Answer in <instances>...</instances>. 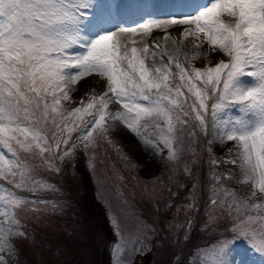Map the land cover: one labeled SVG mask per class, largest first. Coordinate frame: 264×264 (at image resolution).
<instances>
[{"label": "snow or ice", "instance_id": "6c2138e0", "mask_svg": "<svg viewBox=\"0 0 264 264\" xmlns=\"http://www.w3.org/2000/svg\"><path fill=\"white\" fill-rule=\"evenodd\" d=\"M94 6V0H0V144L15 157L14 142L24 153L44 157L52 168L55 160H70L81 145L87 152L94 140L93 133L108 131L105 127L108 117L123 121L139 136L137 123L143 116L154 118L159 142L168 149L167 159L179 160L182 147L174 146L179 139L176 124L186 121L179 114L174 116L173 109L181 107L179 98L184 95L181 88H187L198 101L192 111L206 131L205 117L209 112L206 90L210 85L213 94L220 93L217 102L211 105L213 130L221 142L225 139L239 142V166L243 176L252 181L251 197H256L257 188L264 193V0H209L195 17H174L163 22L149 19L141 24L144 31L167 24L195 25L194 31L184 29V35L203 34L215 54L228 58L227 62L218 60L215 66L190 70L177 60L175 75L180 83L175 88L168 83L172 72L168 64L154 68L152 71L159 75L150 76L143 60H137V49L129 50L121 44L119 35L136 29L120 28L119 33L106 29L94 36L88 34L87 10ZM77 48L85 51L77 52ZM172 60L169 56V64ZM93 72L106 77L108 92L113 97L105 99L108 92H104L95 104L83 105L82 101V106L63 108L61 101L70 99L68 88ZM196 81L204 84L203 90ZM113 98L129 113L134 110L135 117L120 111L107 113ZM226 103L239 105L241 116L224 120L223 129L218 131V122L223 120L218 112ZM94 107L96 110L92 112ZM86 115L93 118L85 120ZM161 119L164 127L157 122ZM45 128L51 131L50 137ZM78 129L80 135L73 140L71 134ZM6 176H19L15 183L18 189L34 190L28 187L33 183L28 165L19 159L13 163L0 153V177ZM217 187L225 198L232 199H212L210 203L235 210L236 231L264 254V204L249 203L222 185ZM0 201L3 209L0 216L4 217L0 220V253L9 254L7 258L0 255V264H10L15 249L12 238L23 235L14 230L19 222L12 209L27 203V198L9 193L0 197ZM117 235L120 241L116 252L123 250L121 244L133 242L131 234L118 224ZM225 255L222 251L214 253L212 264H228Z\"/></svg>", "mask_w": 264, "mask_h": 264}, {"label": "rangeland", "instance_id": "374dc122", "mask_svg": "<svg viewBox=\"0 0 264 264\" xmlns=\"http://www.w3.org/2000/svg\"><path fill=\"white\" fill-rule=\"evenodd\" d=\"M184 2L185 0H137V3H131L132 9L129 13L125 9L119 10L120 0H94L95 6L87 10L86 27L88 34L94 36L95 33H102L106 29L119 30L120 28L110 29L106 26L107 20L111 17L120 20L124 18L126 27L122 28H132L137 24L146 23L145 21L149 19L161 21L162 19L177 18L174 14L168 17L152 16L151 18L146 15L147 13L144 14L145 11L151 12L154 8L160 9V11L175 9L178 12H185L186 9H190L192 14L189 16H193L199 14V10H203V5L209 4V0H192L194 3L187 5ZM125 4L130 5L128 0L125 1ZM146 4H152L153 9H147ZM158 28L154 30L156 31ZM175 33L170 31L164 34L167 36V41L173 51L171 54L173 60L170 64L168 61L169 56H161L163 48L154 40H146L143 43V46L147 45V51L144 47L139 49L136 46L126 47L129 50L133 47L137 49V60H143L145 66L150 70V76L159 75L152 71L154 68H162L168 64L172 69L168 83L173 88L180 83L178 75H175L177 60L189 70L193 67L202 69L205 66H215L220 59L227 62V57H221L211 50L204 36L197 37L191 33L185 36L183 31L178 35ZM153 45H156V47H153ZM76 51L83 53L85 49L77 48ZM138 75L139 72L137 71V78ZM244 79L251 80L248 77H244ZM196 83L198 87L204 89V84L201 81H196ZM160 91L162 92L164 89L162 88ZM181 91L184 93L179 98L181 107L173 109L174 116L179 114L181 119L186 121V123L176 124V135L179 139L174 146L179 145L182 147L179 160L170 161L167 159L168 149L164 147L163 143L159 142V130L155 127L154 118L143 116L137 123L139 136L133 133L123 121L112 120L108 117L105 121V127L108 128V131L106 133H101L100 130L94 132V140L87 152L83 150L81 145L70 160L68 158H65L64 161L55 160V167L52 168L45 162L44 157L39 154L33 157L31 154L24 153L18 146H13L14 149H17L14 157L7 148L2 150L3 145L0 144V153H3L13 163L21 155L20 159L28 165L33 180V183H30L28 187L34 189L27 191L16 188L15 183L19 181V176L15 178L10 176L0 177V197L15 193L27 198V203L12 209L19 222L14 230L23 233V235L12 238L15 249L11 254L10 264H28V259L29 262L34 259V264H73L77 261L69 255L67 249L59 245L58 237L64 234L68 236L69 229H71V233L77 231L78 226L69 228L61 220L69 214L75 213L78 222L82 221L83 215L80 214L81 205L79 204H82L85 200L92 201V209L97 212V215L104 218L107 229L111 233L107 234L108 236L105 235V239L102 240L97 234V224L90 220L93 231L97 234L94 242L103 246L102 254H105L107 264H116L117 260L119 264H135L137 255L143 258L142 253L149 245V241L153 236L152 228L154 227L145 214L151 206L145 207L139 200H151L150 204L153 203L156 206L154 207L155 211L159 210L160 213L164 210L171 214L172 210L169 207L172 206H175L176 209H182L181 212H174L173 221L170 228H168L169 234L171 233L172 237H176L191 210L194 199L193 194L198 189L200 190V187L203 188L202 195L206 200L205 202H207L206 223H222L226 220L223 217L224 213L227 210L231 211L228 218L234 219L232 231L237 241L231 246L218 242L215 246L206 248L204 251H196L193 258L190 259L191 264H212L213 254L221 251L226 253L224 258L228 264H264V254L257 251L249 240L236 231L235 225L238 223V217L235 210L210 203L212 199H232L231 197L225 198L217 187L220 184L216 177L227 170L232 180L228 185L237 197H245V200L249 203L264 204V193H260L258 188L255 189L256 197H251L254 190L252 181L243 176L239 166V142L227 141L226 139L221 142L216 131L213 130L211 105L217 102V96L220 93L213 94L210 85L206 90V103L209 105V112L205 117L207 120V130L205 131L195 119L196 113L192 111V106L194 104L198 106V101L195 96L187 92V88L182 87ZM68 92L70 99L61 101L65 109L70 110L82 106V101L83 105L88 102L95 104L104 92H108L106 77L98 76L94 72L90 75L86 74L76 84L71 85ZM152 94L156 95L155 89H153ZM111 97H113V94L108 92L105 99ZM141 103L147 105L148 102L141 101ZM238 108L239 105L226 103L219 110L218 115L223 117V120L218 122V131L223 129L224 120L232 121L241 116ZM95 110L94 107L91 111L95 112ZM116 111L125 112L129 117H135L134 110L129 113L113 98L106 112L114 114ZM184 112H188V115H183ZM92 118V116H85V120H91ZM157 122L161 127L165 126L162 119ZM45 132L49 137L51 136V131L47 128H45ZM79 135L80 129L71 134L73 140ZM224 152L229 157L222 164H218L217 160L213 158L217 154L220 158ZM44 155L47 156V154ZM205 159V167L209 171L208 173L206 168L202 167ZM211 160H214L215 163L213 161V165L211 164L210 167L209 161ZM233 160L237 162L235 164L231 163ZM139 163L149 167L148 181L143 180V176L137 170ZM84 176L87 178L88 187L85 184ZM8 179L10 180L9 186L6 185ZM35 181H39V183H35ZM198 181H200L199 184ZM202 181L205 182L204 187ZM222 186L229 190V187ZM214 189L217 190L216 195H214ZM134 194H138V196L146 195L147 197L136 198L135 201ZM203 196L197 203L203 200ZM75 203L78 205L76 206ZM0 205H2V201H0ZM73 205L76 206L75 211ZM0 210H3L2 207H0ZM251 214L255 215L256 213L252 212ZM3 219L4 217L0 216V220ZM117 224L126 233H130L133 240L132 243L121 244L123 250L120 252L114 251L117 242L120 241V237L117 235ZM6 226L4 225V227ZM109 236H112L113 239L110 240ZM0 255H4L6 258L9 256L7 251L0 253ZM84 255L86 258H90V255L85 251Z\"/></svg>", "mask_w": 264, "mask_h": 264}, {"label": "trees", "instance_id": "16d2710c", "mask_svg": "<svg viewBox=\"0 0 264 264\" xmlns=\"http://www.w3.org/2000/svg\"><path fill=\"white\" fill-rule=\"evenodd\" d=\"M13 146L16 147L17 145L14 144ZM4 148L5 147L2 146V150H5ZM19 156L21 157V155ZM20 157H18L19 160H21ZM218 157L219 156L217 154L216 157H214L213 159H216V162H218V164H222L223 161L227 159V157H229V155L224 152L221 154L220 158ZM205 161L206 159L202 164V167L204 168H206ZM213 161L214 160L209 161L210 167L213 165ZM137 170L140 171L141 175L144 178L143 180H149L148 166H146L145 164L141 165L139 163ZM206 171L207 173L209 172L207 168ZM229 174L230 173L227 170L224 171L222 174L218 175L220 177L218 181L220 185L229 187V190L232 191L230 186L228 185L230 184V181H232L231 176ZM84 181L86 186L88 187V183H86L87 178L85 176ZM9 183L10 180L8 179L6 185L9 186ZM199 183L200 181H198V184ZM204 184L205 182L202 181L203 187ZM202 193L203 188L200 187V190L198 189L193 194L194 199L190 208L191 210L188 216L186 217V221L182 224L183 226L180 228V231L177 233L178 235L176 237H172L171 233L169 234L168 228H170V224L173 221L174 212H181L182 209L178 208V206V209H176L175 206H172L174 207L173 209L172 207H169L170 210H172L171 214L164 210H162V212L160 213L159 210L155 211L154 207L156 206L153 205V203L150 204L151 200H139V202H142L145 207L151 206L148 210H146L148 212H145V214L146 217L150 219L151 223H153L154 227L152 228L153 236L149 241V245L147 249L144 250L142 253L143 260L136 259L135 264H191L190 259L193 258L196 251H204L206 248H211L215 246V244H217L218 242H223L226 246H231L236 243L237 238H235V234L232 231V222L234 219L228 218L231 211L227 210L224 213L223 217H225L226 220H224L222 223H206L205 217L207 212V202H205L206 200ZM202 196L203 200L197 203V201L202 198ZM142 197L147 196H138V194H134L135 201L136 198L141 199ZM243 199H245V197ZM75 204L76 206L78 205L77 203ZM79 205H81L80 214L83 215L82 221L78 222V219L75 218L77 217L75 213L69 214L67 217L61 220V222L66 223L67 227L70 228L78 226V229L75 233H71V229H69L70 231H68V236H66L65 234L62 236L60 235L58 237V240L60 241L59 245L67 249L69 255L72 256L75 260H77L73 264H107V258L105 254H102L103 246H100V244H95L94 242V238L97 234L102 238V240L105 239V235L111 234L109 229H107L104 218L102 216L97 215V212L92 209V201L85 200V202H82V204ZM73 206V210L75 211L76 206ZM90 220L97 224V234L93 231V225L90 224ZM109 239L112 240L113 237L109 236ZM84 251L90 255V258H86V256L84 255ZM45 257H47V255H45ZM33 260H30L29 262L28 259V264H34L35 260Z\"/></svg>", "mask_w": 264, "mask_h": 264}, {"label": "bare ground", "instance_id": "6f19581e", "mask_svg": "<svg viewBox=\"0 0 264 264\" xmlns=\"http://www.w3.org/2000/svg\"><path fill=\"white\" fill-rule=\"evenodd\" d=\"M125 1L126 0H124V1L120 0L119 10L125 9L126 11L129 12L132 9L131 3H134V2L137 3V0L136 1L128 0V3L130 5H127V4H125ZM139 1H141V0H139ZM145 1H147V0H145ZM184 3H186V5H187V4H193L194 2H192V0H185ZM155 5H157V4L155 3ZM147 6H148L147 9H149V8L151 10L153 9L152 8V6H153L152 4L151 5H147ZM163 11H167V12H163ZM163 11H160V9L154 8L151 12L150 11L149 12L145 11L144 14L147 13L146 15L149 18H151L152 16L168 17V16L173 15V14L175 16H177V18H185V16L188 17L189 15L192 14L190 9H186L185 12H178L175 9L163 10ZM196 15H198V14H196ZM196 15H193L191 17H195ZM156 20H158V19H156ZM158 21H160V20H158ZM163 21H165V20L162 19L161 22H163ZM125 22H126V20L124 18H121V20H120V19L111 17V18H109L107 20L106 26L108 28H110V29H113L114 27L122 28V27L125 26ZM145 22H147V21H145ZM140 25L137 24V25L133 26L132 28H129V29H136L135 32H128V33H124L122 35H119L118 38H119L120 42H122V44L127 46V47L136 46L139 49V48H143V47L145 48V46H143V43L146 40H149V41H153L154 40V41H156V43H158V45L161 48H163L162 52H163V55H165V56H172L171 54H172L173 51L171 49V45H169V43L167 41V39H168L167 36L164 35V34L170 32V31H174V32H176L175 34L178 35L184 29H191V30L194 29L195 30V25H183V24L177 23V24H167L166 26H161L158 29H156V31L154 29L157 28V27L152 28L150 31H144V30H142L140 28ZM113 31L119 33L118 29H115ZM199 36L203 37V34H199Z\"/></svg>", "mask_w": 264, "mask_h": 264}]
</instances>
